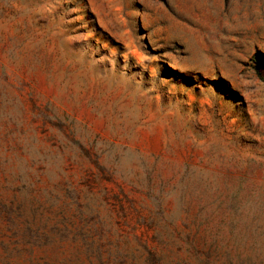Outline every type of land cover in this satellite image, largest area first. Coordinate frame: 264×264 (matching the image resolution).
Listing matches in <instances>:
<instances>
[{
  "label": "rangeland",
  "instance_id": "rangeland-1",
  "mask_svg": "<svg viewBox=\"0 0 264 264\" xmlns=\"http://www.w3.org/2000/svg\"><path fill=\"white\" fill-rule=\"evenodd\" d=\"M0 201L54 264L78 202L163 264H264V0H0Z\"/></svg>",
  "mask_w": 264,
  "mask_h": 264
},
{
  "label": "trees",
  "instance_id": "trees-1",
  "mask_svg": "<svg viewBox=\"0 0 264 264\" xmlns=\"http://www.w3.org/2000/svg\"><path fill=\"white\" fill-rule=\"evenodd\" d=\"M76 196V194H72ZM77 198V196H76ZM77 202V199H76ZM77 212H80L81 217L84 216L87 223V227L91 228L86 234L84 227L75 231L74 241L77 240V236H83L86 246L87 261L88 264H136V259L138 254L144 251L147 256L145 261L149 264H163V256L157 251L156 248L150 247L148 243H142L141 239L136 236V242L138 243L141 249L129 248L130 241L126 238L118 236L115 238V233L113 232L112 227H107L103 224V221L100 219L98 212L88 213L82 210V204L78 202ZM60 214H62L60 212ZM33 217V216H31ZM0 218L7 223L8 231L11 232L10 243L5 241H0L2 246L3 253H0V264H19L15 258H22L26 264H54L52 261L45 258H36L32 254L36 246L45 244L48 240V234L46 232H41L39 228L33 227L35 223V218L28 221L29 219H23V213L20 211L19 206H15L13 203L7 204L0 201ZM72 226H75V223L71 222ZM50 231L60 233L63 235H68V228L65 226L60 228L58 225L52 226ZM71 233V231H69ZM45 238V242L41 243L40 238ZM106 238L103 241V238ZM87 238H91V241H88ZM97 238V239H96ZM192 257L200 261V264H211L213 258L214 249L211 247L207 251L199 249L194 243L187 238L185 241ZM96 244V248H93V245ZM167 249H170L172 245H176L174 242H167ZM137 250H140L139 252ZM182 245H176V253L180 255L182 253ZM28 252L30 257H23L20 253ZM138 252V253H137ZM103 253H107L106 256H103ZM202 256L203 259L201 258ZM81 259L74 257L63 259L58 264H76L80 262ZM183 264H193L190 260L183 259ZM173 264H180L176 262Z\"/></svg>",
  "mask_w": 264,
  "mask_h": 264
}]
</instances>
